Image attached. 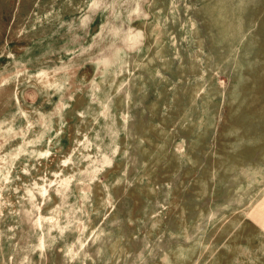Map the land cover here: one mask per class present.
<instances>
[{"label": "rangeland", "instance_id": "374dc122", "mask_svg": "<svg viewBox=\"0 0 264 264\" xmlns=\"http://www.w3.org/2000/svg\"><path fill=\"white\" fill-rule=\"evenodd\" d=\"M0 264H264V0H0Z\"/></svg>", "mask_w": 264, "mask_h": 264}]
</instances>
